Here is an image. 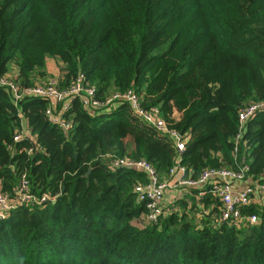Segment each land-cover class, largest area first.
I'll return each instance as SVG.
<instances>
[{"label":"trees","instance_id":"trees-1","mask_svg":"<svg viewBox=\"0 0 264 264\" xmlns=\"http://www.w3.org/2000/svg\"><path fill=\"white\" fill-rule=\"evenodd\" d=\"M50 57L63 64L56 77ZM80 72L100 97L134 89L187 136L184 149L128 101L91 109L75 95L66 132L46 118L48 98L15 101L0 85V191L25 172L54 197L0 217V264H264V202L242 208L254 223L223 219L207 183L146 222L134 189L145 172L111 163L144 158L163 178L177 161L193 177L245 165L264 184V107L238 121L264 100V0H0V74L63 88Z\"/></svg>","mask_w":264,"mask_h":264},{"label":"built area","instance_id":"built-area-1","mask_svg":"<svg viewBox=\"0 0 264 264\" xmlns=\"http://www.w3.org/2000/svg\"><path fill=\"white\" fill-rule=\"evenodd\" d=\"M0 85L11 89L15 101L23 95H38L48 98L50 105L45 108L46 118L66 132L72 128V119L64 116L62 112L68 107L73 96H80L82 104L91 109L113 107L122 100L128 101L136 114L157 129L171 135L175 139L178 150L184 149L187 136L182 137L175 128L170 127L156 106L145 108L141 103L139 94L132 88L113 90L100 97L96 95L95 87L85 82V76L81 72L75 76L68 86L63 88L58 87L53 79L19 87L12 77L3 74H0ZM262 107H264V100L254 101L241 107L238 112L239 128H242L248 116ZM20 136L21 132L16 133L13 138L16 140ZM7 147L9 148V145ZM111 163L113 167L130 166L145 172L146 180L137 182L134 189L138 200H142L145 204L144 220L146 222L156 221L163 212L162 198L168 185V179L161 177L154 165L144 158L135 159L128 156H115L111 158ZM176 171L180 174L178 179L180 184L187 187H198L208 183L213 187L214 193L220 200V217L223 219L237 222L245 219L249 223L258 220L256 213H245L242 208L252 201L264 202V184L258 181L255 186L246 184L240 189H234L233 187L232 179L245 177V165L237 169L208 167L202 170L198 176L193 177L185 175V166L177 161L169 168L168 173L174 174ZM13 190L14 193L0 191V217L5 215L9 209L21 204H44L54 199L48 193L37 195L33 192L25 172L21 173L18 185Z\"/></svg>","mask_w":264,"mask_h":264},{"label":"crops","instance_id":"crops-1","mask_svg":"<svg viewBox=\"0 0 264 264\" xmlns=\"http://www.w3.org/2000/svg\"><path fill=\"white\" fill-rule=\"evenodd\" d=\"M52 61L57 62V66L52 65ZM59 64V65H58ZM63 64L61 61L56 60L55 58H47L46 60V68L48 71V76L51 77H56L58 74L61 73L62 71ZM16 68L15 66H12L11 72L9 74L15 73ZM22 130L28 133L29 137H32V134L28 131L26 127V122L25 120H22ZM180 177V174L176 171L174 174H168L167 179H168V185L165 188L163 198H162V204L165 208L172 207L175 208L177 207V200L178 199H184L188 200L189 198L192 199L191 190L193 187H187L183 184H180L178 182V179ZM233 181V187L234 189H240L246 184H251L252 186H255L256 183L260 180H254L252 177L248 176L245 174V177L242 179H232ZM255 194V193H254Z\"/></svg>","mask_w":264,"mask_h":264},{"label":"rangeland","instance_id":"rangeland-1","mask_svg":"<svg viewBox=\"0 0 264 264\" xmlns=\"http://www.w3.org/2000/svg\"><path fill=\"white\" fill-rule=\"evenodd\" d=\"M52 65H53V66H57V62H56V61H52ZM58 65H59V64H58ZM7 74H8V75H11V74H9V72H7Z\"/></svg>","mask_w":264,"mask_h":264}]
</instances>
